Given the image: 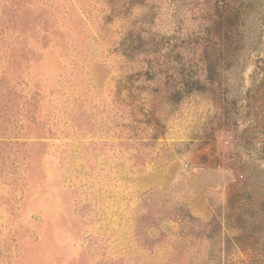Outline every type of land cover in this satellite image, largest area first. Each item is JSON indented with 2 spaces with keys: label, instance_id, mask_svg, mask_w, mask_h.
Listing matches in <instances>:
<instances>
[{
  "label": "rangeland",
  "instance_id": "374dc122",
  "mask_svg": "<svg viewBox=\"0 0 264 264\" xmlns=\"http://www.w3.org/2000/svg\"><path fill=\"white\" fill-rule=\"evenodd\" d=\"M0 264H264V0H0Z\"/></svg>",
  "mask_w": 264,
  "mask_h": 264
}]
</instances>
